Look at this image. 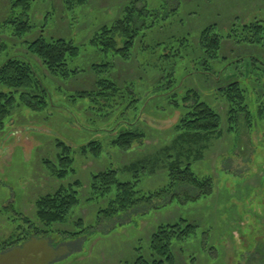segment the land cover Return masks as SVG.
Instances as JSON below:
<instances>
[{
	"label": "rangeland",
	"instance_id": "obj_1",
	"mask_svg": "<svg viewBox=\"0 0 264 264\" xmlns=\"http://www.w3.org/2000/svg\"><path fill=\"white\" fill-rule=\"evenodd\" d=\"M132 1L88 0L68 12L61 0H33V27L19 39L13 35V24L6 22L7 0H0V64L15 54L30 60L54 105L41 111L20 109L7 124L10 131L0 135V264H127L144 253L157 226L179 219L197 225L191 238L173 245L179 264H264V121L252 127L241 121L237 129L227 131V104L214 90L232 76L248 79L244 82L251 86L248 76H261L264 71V48L225 38L233 23L264 25V0H140L136 11L142 6L146 11L135 21L140 35L130 59L97 51L90 43L95 31L111 24ZM211 24L223 37L222 59L211 63L214 78L201 62L195 63L198 54L193 49L200 31ZM40 34L76 44L79 55L69 65L82 72L65 83L50 76L40 60L24 50L25 42ZM250 60L253 65L247 68ZM104 61L112 63L104 75L119 85L130 83L134 92L128 96L124 91L123 99L115 96L113 103L121 104L105 118L90 112L83 98H65L92 89L96 75L89 66ZM188 90L197 92L198 99L222 119L223 135L213 138L202 158L191 162L199 177L212 178L210 195L165 205L168 197L155 198L149 205L110 219L98 215L106 201L81 202L69 221L54 225L49 235L30 236L2 249L14 231L10 219L19 223L23 213L36 223L35 198L60 184L42 164V159L55 157L57 141L74 149L91 140L102 142L99 158L74 152L82 196L88 192L91 173L104 167L127 168L134 162L143 167L137 173L119 169V179L137 180L140 193L165 186L169 179L160 153L175 136L173 125L184 111ZM249 99L253 109L255 94L250 93ZM126 128L144 131L143 143H134L128 150L111 146L110 139ZM10 203L12 208L2 211ZM79 217L82 225H74ZM24 228L25 224L19 230ZM77 231L81 232L73 234Z\"/></svg>",
	"mask_w": 264,
	"mask_h": 264
},
{
	"label": "trees",
	"instance_id": "obj_2",
	"mask_svg": "<svg viewBox=\"0 0 264 264\" xmlns=\"http://www.w3.org/2000/svg\"><path fill=\"white\" fill-rule=\"evenodd\" d=\"M87 1L61 0L68 12L85 5ZM138 1L140 0H133L132 6L123 8V14L121 13L111 24L102 25L95 31L90 43L97 51L111 53L125 61L130 59L135 40L140 35L135 21L146 11L145 6L137 8L136 11L134 6ZM32 4L33 0H7L9 14L6 22L13 24V35L19 39L25 37L33 27L30 19ZM225 38L234 43L264 48V25L259 21L233 23ZM222 41L223 37L215 31V24L203 28L197 37V47L193 49L198 55H195L194 51L191 54L195 55L196 64L201 62L205 66L208 75L212 71L211 63L222 59L220 56ZM24 50L36 56L47 73L63 83L82 72L77 68H70V62L79 55V47L71 40L60 37L46 38L40 34L33 40L26 41ZM111 65L110 61L92 63L89 67L96 75L93 88L78 90L65 98L72 97V100L83 98L90 112L105 118L111 113V108L121 104L116 101L113 103L115 96L123 99L124 91L128 96L134 94L130 83L119 85L111 77L104 75ZM252 65L251 60L245 63L247 68ZM210 76L214 78L215 74ZM248 78L251 86L244 82L245 80L248 82V79L241 80L238 76H232L214 88L227 104V131L237 129L241 121L247 127L254 126L257 121H264V71L261 76L257 75L253 78L248 76ZM250 93H254L256 99L253 109L249 99ZM49 106H54L53 98L37 74L33 63L18 54L7 57L0 64V135H3L6 130L10 131L9 128L7 129V124L9 121L12 123V116L20 109L41 111ZM182 106L184 111L173 125L175 136L171 144L165 146L160 153L165 159L166 174L169 179L165 186L150 193H140L137 180L119 179V169L123 172H138L140 165L134 162L127 168L104 167L91 173L88 192L82 196L80 193L82 182L76 176L74 152L78 150L84 156L99 158L102 153V142L91 140L78 149H74L70 144L57 141L58 151L55 157L42 159V164L46 174L61 181L60 184L53 192L41 194L35 198L33 218L36 219V223L32 217L23 213L19 223H16L13 217L10 219L14 231L4 240L2 249L20 244L30 236L49 235L54 225L69 221L81 202L106 201V205L98 210V215L110 219L134 211L140 205H149L155 198L168 197V200L163 203L165 205L166 202L172 203L175 199L184 203L200 196L210 195L213 190L212 178L199 177L193 171L191 162L201 159L211 140L223 135L221 115L206 102L200 101L197 92L193 90L186 92ZM145 138L144 131L126 128L112 137L109 144L118 149L128 150L134 143L142 144L141 141ZM9 208H12L11 203L5 205L2 211ZM24 224L26 228L20 231ZM73 224L81 226V218L75 219ZM196 228L195 223L186 219L160 224L151 233L144 253H139L127 264H179L173 245L187 241L195 234ZM80 232H73V234Z\"/></svg>",
	"mask_w": 264,
	"mask_h": 264
}]
</instances>
